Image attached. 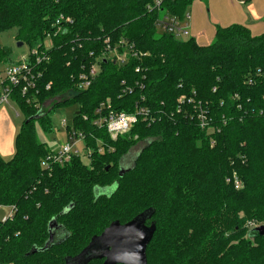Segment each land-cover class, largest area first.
I'll return each mask as SVG.
<instances>
[{
    "label": "trees",
    "instance_id": "16d2710c",
    "mask_svg": "<svg viewBox=\"0 0 264 264\" xmlns=\"http://www.w3.org/2000/svg\"><path fill=\"white\" fill-rule=\"evenodd\" d=\"M157 1L0 0V34L16 30L17 43L30 51L49 36L53 46L35 89L23 97L13 88L12 102L27 120L14 157L0 155V207L16 208L0 222V264H66L111 224L146 213L156 230L149 264H264V236L249 227L264 226V33L219 26L211 45L192 37L181 42L157 22L168 14L183 20L197 0L156 7ZM60 15L72 23L55 33ZM108 39L134 45L137 56L124 66L102 60L90 89L78 91V77ZM12 53L0 45V62L9 65ZM128 88L133 92L125 94ZM183 97L207 105L220 133L200 128L193 106L180 104ZM107 99L117 111L143 105L159 119L150 127L139 122L129 137L113 141L94 126ZM76 102L81 106L67 132L86 135L91 161L75 157L44 170L42 160L53 150L40 144L34 123L52 134L56 110ZM138 143L146 146L125 169L124 157ZM111 187L113 194L100 193ZM54 221L55 239L45 248Z\"/></svg>",
    "mask_w": 264,
    "mask_h": 264
},
{
    "label": "built area",
    "instance_id": "2783aa9c",
    "mask_svg": "<svg viewBox=\"0 0 264 264\" xmlns=\"http://www.w3.org/2000/svg\"><path fill=\"white\" fill-rule=\"evenodd\" d=\"M162 2L163 0H158L155 6L160 7ZM190 21V13H188L183 20L168 14L158 20L157 27L163 32L168 34L171 33L176 38L190 37ZM70 23H72V19L70 17L60 15L53 26L55 27V33L62 32L63 28L68 26ZM50 38L51 37L49 36L47 41L50 40ZM47 41H45L43 48L39 47V49L30 51L27 58L6 68V72L4 74L5 81L2 86V93L0 94V106L10 105L12 103L13 88H21L23 97L35 89L37 82L42 77V72L40 70L41 66L44 63L50 62L49 52L52 49H49L46 46ZM105 44L107 46L102 50L101 55L97 57L95 63L90 67L85 68L83 73H81V75L78 77L76 82V88L78 91L84 92L90 89L95 80L98 78L102 60L113 59L118 65L124 66L128 62L130 56H137V53L134 50V45H131L125 41L119 43L117 46H113L109 43L108 39L105 41ZM49 88L50 86H47V89ZM127 92L132 93L133 89L128 88L125 91V94ZM186 100L187 99L184 97L181 98L180 104L184 105L187 103L193 106V113H195L194 117H196L200 128L208 131L209 134H214L215 132L220 133V129H217L212 125L213 120L207 105H204L202 101L198 102L195 98H189L188 101ZM261 114L264 115V111L261 112ZM95 116H97V118L94 121V126L99 130L103 129L107 131L113 141L120 138L126 139L129 137L134 127L139 122H144L150 127L154 125L159 119L158 115H154L149 108L143 105H137L133 112L127 113L123 111H117L113 109L110 99H107L100 105L99 109H97L95 112ZM84 119H88V117L85 116ZM225 124L226 122H224V125ZM67 125L68 124L65 120L62 121L61 126L65 129L67 136L66 144L62 145L56 150H53L51 154L43 158V162L41 164L42 169L51 171L55 167L68 165L72 163V159L75 157L89 158L91 149L88 148L86 144V135L82 132L73 130L72 128L69 132H67V129L70 128ZM98 145L99 153H103L105 146L102 145L101 142L98 143ZM232 182L235 184L237 190L243 188V184L239 177L234 176ZM9 209L8 215L3 219L4 222L8 219H12L14 213L16 212L15 207H10Z\"/></svg>",
    "mask_w": 264,
    "mask_h": 264
},
{
    "label": "rangeland",
    "instance_id": "374dc122",
    "mask_svg": "<svg viewBox=\"0 0 264 264\" xmlns=\"http://www.w3.org/2000/svg\"><path fill=\"white\" fill-rule=\"evenodd\" d=\"M224 0H202L200 3L201 10L205 13V18L208 21L210 26L216 27V25H221L218 21L219 12H217L221 8V3ZM244 4V2H243ZM224 9V8H223ZM222 9V10H223ZM221 14V13H220ZM16 30H10V32L1 33L0 34V45L2 47H9L13 49V53L10 57L11 63L9 65H4L0 62V83L3 79H5L6 68L11 65L17 64L21 62V60L27 58L29 56L30 50L27 45H22V47H18L16 41ZM179 41L183 42L189 39V37L177 38ZM214 42V39L210 41L208 44L211 45ZM46 46L49 49H52V43L50 40L46 42ZM47 106H50L48 103ZM80 103L71 104L67 107H62L56 110L53 115V133L48 134L44 132L41 123L36 121L34 123L35 133L37 135V139L40 144L47 145L51 150H56L62 145L66 144L67 136L65 129L61 126L62 121L67 122V126L71 127L73 124L74 116L80 109ZM50 108V107H49ZM19 113V115H18ZM26 118L21 111L20 107L15 103H11L10 105H2L0 106V155L5 161H10L15 154V141L16 137L19 134L21 128L26 122ZM136 140V138H135ZM134 138L127 140V143L133 142ZM146 146L145 143H138L134 145L128 152V154L124 157L123 165L125 169H130L135 161V157L143 150ZM85 162L89 163L91 160L87 159V157H83ZM42 164V163H41ZM116 191V188L111 187L106 190L100 191L102 194L111 195ZM10 207H0V222L8 215ZM262 224L254 223V225H249L250 229H255L261 227ZM248 239V236H245V240ZM252 243L255 244V241L249 239ZM238 244V242H237ZM79 250H75L78 253ZM75 253V254H76ZM74 254V255H75Z\"/></svg>",
    "mask_w": 264,
    "mask_h": 264
},
{
    "label": "water",
    "instance_id": "95a60500",
    "mask_svg": "<svg viewBox=\"0 0 264 264\" xmlns=\"http://www.w3.org/2000/svg\"><path fill=\"white\" fill-rule=\"evenodd\" d=\"M19 43L18 47H22ZM123 176V171H120ZM148 213L139 215L130 223L122 225L119 221L111 224L101 236H95L89 246L75 258H68L66 264H89L91 260H105L104 264H149L147 249L155 235V227L147 225ZM55 221L50 225V239L46 244L53 243L52 233ZM260 237L264 236V226L256 229ZM35 251H33L34 253Z\"/></svg>",
    "mask_w": 264,
    "mask_h": 264
},
{
    "label": "crops",
    "instance_id": "0c3cea01",
    "mask_svg": "<svg viewBox=\"0 0 264 264\" xmlns=\"http://www.w3.org/2000/svg\"><path fill=\"white\" fill-rule=\"evenodd\" d=\"M201 1L197 0L188 12L191 15L190 37L200 44L209 45L208 43L214 39L219 26L226 28L230 25H245L254 36L264 33V0H224L220 2L221 8L217 11L219 12L217 16L221 25H216L215 28L208 24L205 13L200 8L199 2ZM4 81L5 79L0 83V94Z\"/></svg>",
    "mask_w": 264,
    "mask_h": 264
}]
</instances>
